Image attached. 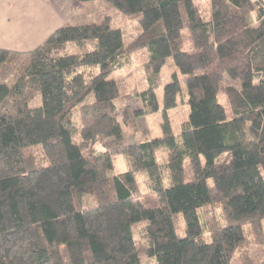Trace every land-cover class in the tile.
<instances>
[{
	"label": "trees",
	"instance_id": "1",
	"mask_svg": "<svg viewBox=\"0 0 264 264\" xmlns=\"http://www.w3.org/2000/svg\"><path fill=\"white\" fill-rule=\"evenodd\" d=\"M101 1L134 23L127 46L85 15L0 49V264H233L251 245L264 264V4ZM140 51L148 87L121 93L109 76ZM168 58L161 136L141 140ZM32 146L47 165L30 168Z\"/></svg>",
	"mask_w": 264,
	"mask_h": 264
},
{
	"label": "rangeland",
	"instance_id": "2",
	"mask_svg": "<svg viewBox=\"0 0 264 264\" xmlns=\"http://www.w3.org/2000/svg\"><path fill=\"white\" fill-rule=\"evenodd\" d=\"M92 3L94 6L92 7V9H89V13H91L93 16L92 22H101L103 21L105 15L109 16L111 19V27H113L114 29L119 28L121 30L124 46H127L131 41L136 38L135 26L134 23L131 22V20L123 17L122 15H119L116 10L109 8L108 5L102 2L101 0H94L92 1ZM146 56L147 53L145 51L138 52L137 54L131 57L132 61L128 65V67L109 76L110 79H113L115 80V82H118L119 90L121 93L129 94V91L131 90L137 89L140 91L141 89H145L148 87V82L145 79V71L143 70V66L147 60ZM173 70L174 69L172 65V59L168 58L166 64L162 67V71L160 73L161 85L154 91L156 92V98L157 103L159 104V108L157 111L152 112V114L146 115L145 117H141L137 121V124L139 126L138 135L139 137H141V140L144 138H160L161 136L160 123H162L164 115L162 112L161 103L163 95L162 91L163 86L170 81V75L173 73ZM97 71L98 68H95L94 72L96 73ZM87 100L91 101L92 97ZM133 104L136 108L140 107L141 105L138 101H134ZM39 105L40 97H38V95L33 94L30 106L38 107ZM166 114L171 121L174 134H179L181 131V123L185 122L188 118L189 106L188 104L185 105L182 102L178 101V105L175 107V109L167 111ZM124 134L127 138H129V136H131V131L124 127ZM39 150V147L32 146L26 152V161L29 164L30 168L47 165L46 160L43 158V156H41ZM125 168L126 161H124V158L121 157L117 160L116 169L121 171L125 170ZM246 238H248V234ZM237 256L238 253L235 257L237 258ZM240 256H243L241 257V262H243V264H260L263 258V254L259 251H255L253 245L248 248V251L244 252ZM241 262L237 260V262L233 264H241Z\"/></svg>",
	"mask_w": 264,
	"mask_h": 264
},
{
	"label": "crops",
	"instance_id": "3",
	"mask_svg": "<svg viewBox=\"0 0 264 264\" xmlns=\"http://www.w3.org/2000/svg\"><path fill=\"white\" fill-rule=\"evenodd\" d=\"M262 1L264 0H253ZM93 3L75 0H0V49L26 53L45 42L60 26L85 21ZM81 20H80V18Z\"/></svg>",
	"mask_w": 264,
	"mask_h": 264
}]
</instances>
